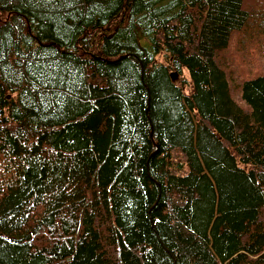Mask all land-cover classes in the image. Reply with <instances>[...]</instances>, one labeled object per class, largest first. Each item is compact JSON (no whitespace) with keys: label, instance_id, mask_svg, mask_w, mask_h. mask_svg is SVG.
<instances>
[{"label":"trees","instance_id":"16d2710c","mask_svg":"<svg viewBox=\"0 0 264 264\" xmlns=\"http://www.w3.org/2000/svg\"><path fill=\"white\" fill-rule=\"evenodd\" d=\"M263 37L264 0H0V264H264Z\"/></svg>","mask_w":264,"mask_h":264},{"label":"rangeland","instance_id":"374dc122","mask_svg":"<svg viewBox=\"0 0 264 264\" xmlns=\"http://www.w3.org/2000/svg\"><path fill=\"white\" fill-rule=\"evenodd\" d=\"M251 50L252 53L247 55L249 60H251L250 62L256 69L264 71V37ZM184 75L187 76L186 70H184Z\"/></svg>","mask_w":264,"mask_h":264}]
</instances>
